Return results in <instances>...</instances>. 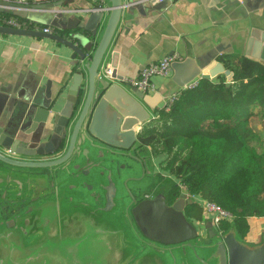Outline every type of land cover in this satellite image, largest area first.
I'll use <instances>...</instances> for the list:
<instances>
[{"label":"water","instance_id":"obj_1","mask_svg":"<svg viewBox=\"0 0 264 264\" xmlns=\"http://www.w3.org/2000/svg\"><path fill=\"white\" fill-rule=\"evenodd\" d=\"M130 3L107 0L101 6L94 2L84 11L89 14L86 20L73 25L61 27L55 17L63 33L0 25L1 35L52 40L54 50L63 47L70 53L72 67L71 82L60 88L55 101L63 96V106L44 121L39 136L12 141L0 125V176L6 174L11 180L0 184L1 221H14L43 200L45 213L55 205L56 216L48 230L55 238L54 246L61 245L65 234L85 229L80 224L78 230L64 228L65 212L94 215L91 224L109 232L106 264H168V255L174 262L181 259V264H264V240L250 246L233 229L218 234L211 221L202 236L201 227L184 212L185 201L194 202L185 194L168 204L163 193L155 197H144L145 191L126 194L114 180L113 169H118L120 157L142 165L151 159L138 136L162 100L159 93L128 89L113 70L110 75L104 71L107 61L113 69L116 65L117 54L112 53L110 59L108 54ZM7 8L14 15L28 17L43 5L0 0V12ZM253 40L252 51L245 56L264 65V31ZM215 63V68L200 69L192 58L175 61L172 80L184 88L201 76L225 75L229 85L233 73L222 62ZM20 183L28 191L22 192Z\"/></svg>","mask_w":264,"mask_h":264},{"label":"crops","instance_id":"obj_2","mask_svg":"<svg viewBox=\"0 0 264 264\" xmlns=\"http://www.w3.org/2000/svg\"><path fill=\"white\" fill-rule=\"evenodd\" d=\"M9 1L20 3V0ZM26 1L41 4L43 8L31 12L28 17L14 16L8 8L3 12L11 14V18H24L30 28L48 27L57 33H63L60 28L64 25L86 20L89 16L84 12L86 7L96 2ZM126 1L131 3L119 23L108 54L109 59L112 53L117 54L116 65L113 69L109 61L104 64L122 81L173 52L178 53L180 60L192 58L200 69L215 68V62H221L223 55L250 54L253 39L264 31V0ZM55 17L59 18L60 28L56 26ZM53 43L43 37L0 34V125L13 137L12 141L39 136L44 121L63 106V96L58 103L55 101L60 88L68 87L71 82V59L63 47L54 50ZM172 76L154 79L156 91L151 94L162 96L158 110L170 94L180 89ZM257 128L262 126L257 125ZM10 181L6 174L0 176V184L7 185ZM18 187L22 192L28 191L22 183ZM42 201L24 210L17 219L11 217L14 221L4 222L5 228L0 232V264H106L105 237L109 232L91 224L92 213L65 212L64 228L69 230L72 226L78 230L80 224L85 229L81 233L65 234L61 245L54 246L55 238L48 235V230L56 216L55 205L45 213ZM194 221L207 232L206 223L210 220ZM249 225V232L241 240L250 246L261 244L264 217L250 218ZM96 238L102 243L95 244L93 239ZM59 256L65 258L60 260Z\"/></svg>","mask_w":264,"mask_h":264},{"label":"trees","instance_id":"obj_3","mask_svg":"<svg viewBox=\"0 0 264 264\" xmlns=\"http://www.w3.org/2000/svg\"><path fill=\"white\" fill-rule=\"evenodd\" d=\"M0 13V18L12 16ZM220 60L233 73L229 85L219 75L181 88L169 109L157 110L143 125L138 139L156 160L161 171L156 185H165L168 204L183 187L182 194L186 189L232 215L219 223L218 234L233 229L243 239L249 219L264 217V125L259 129L251 122L254 116L264 119V65L239 54ZM184 212L203 220L197 202L185 201Z\"/></svg>","mask_w":264,"mask_h":264},{"label":"built area","instance_id":"obj_4","mask_svg":"<svg viewBox=\"0 0 264 264\" xmlns=\"http://www.w3.org/2000/svg\"><path fill=\"white\" fill-rule=\"evenodd\" d=\"M4 1H9V0H4ZM95 1L98 2L101 6L106 5L105 4L106 0H95ZM147 1L163 3L168 0H147ZM26 2H27L26 0H20V3H26ZM0 25L11 26L15 28L25 27L24 22H21L11 17L0 18ZM42 31L52 32V30L48 27H45L44 29H42ZM178 60H180V56L178 55V53L173 52L166 54L161 59L151 62L146 67L142 68L136 76L129 77L122 83L127 84L131 87H136L143 92L152 93L156 91V85L154 83V79L157 77L170 78L172 76V71H173L172 64ZM104 71L109 75L111 74V69H109V67L104 68ZM198 81L199 79L189 83L184 88H193L198 84ZM178 93L179 91L174 92L173 94L168 96L162 108L166 110L169 109L170 106L173 104V102L177 99ZM181 191H182V187H181ZM183 191L188 199L193 200L194 202H197L200 205V207L203 210V220H210L217 233H218L217 230L218 225L222 220L232 219V215L218 204L199 198L195 195H192L189 192H187L186 189H184ZM203 220L201 222H203Z\"/></svg>","mask_w":264,"mask_h":264},{"label":"rangeland","instance_id":"obj_5","mask_svg":"<svg viewBox=\"0 0 264 264\" xmlns=\"http://www.w3.org/2000/svg\"><path fill=\"white\" fill-rule=\"evenodd\" d=\"M251 122L259 126L264 125L263 124L264 119L258 116H254ZM143 152H144L143 154H146L145 151ZM118 162H119L118 169L116 166H114L113 177L114 180L117 182L118 187L119 188L120 186L122 187L124 193L130 194L138 191H146L148 193H155V194L156 192L166 193L165 190H162L165 189V185H162V187L160 185H156L158 183L157 174L161 171H159V167L156 164V160L153 159L152 157L151 159L145 161L144 165H142L139 161H136L130 157H120ZM95 175L96 172L94 171V180H93L94 182H95ZM82 178L85 179V177ZM117 179H120V181H117ZM168 187L169 185L168 186L166 185V188ZM181 195H182V191H181ZM200 232L202 236H205L206 233L203 230V228H200ZM167 260L169 262L168 264H181V259L177 258L176 261L174 262V260H172V257L169 255L167 256Z\"/></svg>","mask_w":264,"mask_h":264},{"label":"flooded vegetation","instance_id":"obj_6","mask_svg":"<svg viewBox=\"0 0 264 264\" xmlns=\"http://www.w3.org/2000/svg\"><path fill=\"white\" fill-rule=\"evenodd\" d=\"M162 193V192H161ZM160 192H156V194L155 193H148V192H144V197H155V196H157V195H159V194H161ZM166 200H167V198H166ZM5 227H4V222H2L1 221V219H0V232L1 231H3V229H4ZM100 237V236H99ZM205 241H207L208 239L207 238H205L204 239ZM93 242H95V244H99V243H102V241H99L98 240V238H96L95 240L93 239Z\"/></svg>","mask_w":264,"mask_h":264},{"label":"bare ground","instance_id":"obj_7","mask_svg":"<svg viewBox=\"0 0 264 264\" xmlns=\"http://www.w3.org/2000/svg\"><path fill=\"white\" fill-rule=\"evenodd\" d=\"M15 1V0H14ZM16 2V1H15ZM1 14V13H0ZM2 16V15H1ZM20 19V18H19ZM18 20V19H17ZM20 21V20H19ZM123 82V81H122ZM199 85V84H198ZM187 89V88H186ZM182 90V89H181ZM183 188V187H182Z\"/></svg>","mask_w":264,"mask_h":264}]
</instances>
